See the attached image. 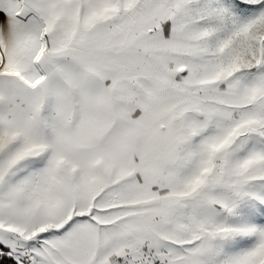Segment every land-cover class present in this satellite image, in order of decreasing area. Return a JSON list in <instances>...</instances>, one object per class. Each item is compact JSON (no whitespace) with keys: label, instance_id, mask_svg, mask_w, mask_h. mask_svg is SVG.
I'll return each instance as SVG.
<instances>
[{"label":"snow or ice","instance_id":"1","mask_svg":"<svg viewBox=\"0 0 264 264\" xmlns=\"http://www.w3.org/2000/svg\"><path fill=\"white\" fill-rule=\"evenodd\" d=\"M0 264H264V0H0Z\"/></svg>","mask_w":264,"mask_h":264}]
</instances>
